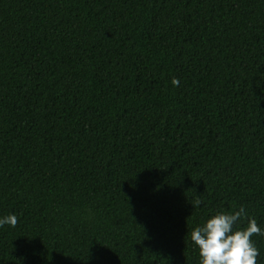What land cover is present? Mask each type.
I'll return each mask as SVG.
<instances>
[{
	"label": "trees",
	"instance_id": "16d2710c",
	"mask_svg": "<svg viewBox=\"0 0 264 264\" xmlns=\"http://www.w3.org/2000/svg\"><path fill=\"white\" fill-rule=\"evenodd\" d=\"M240 206L264 228V0H0V264H199Z\"/></svg>",
	"mask_w": 264,
	"mask_h": 264
},
{
	"label": "clouds",
	"instance_id": "9594fccd",
	"mask_svg": "<svg viewBox=\"0 0 264 264\" xmlns=\"http://www.w3.org/2000/svg\"><path fill=\"white\" fill-rule=\"evenodd\" d=\"M172 83L178 84V80L174 78ZM246 215L245 208L240 206L231 211H218L193 227L190 240L198 248L199 264H256L259 250L251 237L264 234V228L252 217H248L246 227L235 228ZM16 223L14 213L0 216V227H14Z\"/></svg>",
	"mask_w": 264,
	"mask_h": 264
}]
</instances>
